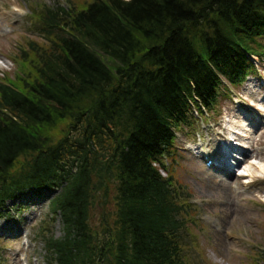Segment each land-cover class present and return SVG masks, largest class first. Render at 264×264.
I'll return each instance as SVG.
<instances>
[{
	"label": "trees",
	"instance_id": "obj_1",
	"mask_svg": "<svg viewBox=\"0 0 264 264\" xmlns=\"http://www.w3.org/2000/svg\"><path fill=\"white\" fill-rule=\"evenodd\" d=\"M33 14L46 42L0 82V217L24 194L55 192L62 233L39 226L46 264H188L195 204L164 160L223 79L254 72L264 0H88Z\"/></svg>",
	"mask_w": 264,
	"mask_h": 264
},
{
	"label": "rangeland",
	"instance_id": "obj_2",
	"mask_svg": "<svg viewBox=\"0 0 264 264\" xmlns=\"http://www.w3.org/2000/svg\"><path fill=\"white\" fill-rule=\"evenodd\" d=\"M87 1L0 0V80L16 78L17 60L31 55L23 54L31 41L46 42L38 34L33 13ZM261 42L264 45V38ZM252 60L254 74L236 86L224 81L214 108L193 113L177 130L175 154L165 160L195 204L188 264L264 263V54ZM202 154L214 158L216 165H228L229 173L208 167ZM46 200L30 192L22 196L19 210L0 219V264H45L39 226L46 225L56 237L62 233ZM49 217L53 221L47 225ZM96 220L93 217L92 223Z\"/></svg>",
	"mask_w": 264,
	"mask_h": 264
},
{
	"label": "bare ground",
	"instance_id": "obj_3",
	"mask_svg": "<svg viewBox=\"0 0 264 264\" xmlns=\"http://www.w3.org/2000/svg\"><path fill=\"white\" fill-rule=\"evenodd\" d=\"M226 175H227V173H225ZM262 175H264V172H262ZM211 178V177H210ZM212 179V178H211ZM223 182H225V180H223V179H221L220 181H219V185H220V187L222 188V189H226V186L223 184Z\"/></svg>",
	"mask_w": 264,
	"mask_h": 264
}]
</instances>
